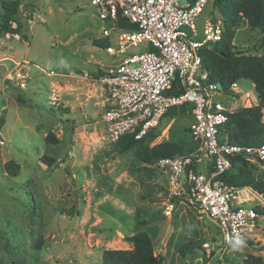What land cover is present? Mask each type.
<instances>
[{"label": "rangeland", "instance_id": "obj_1", "mask_svg": "<svg viewBox=\"0 0 264 264\" xmlns=\"http://www.w3.org/2000/svg\"><path fill=\"white\" fill-rule=\"evenodd\" d=\"M20 1L12 23L18 34L0 36V264H102L107 250L133 249L126 238L136 233L139 219L165 264H216L203 245L197 253L183 255L180 249L190 241L221 242L217 225L184 201L177 203V218H166L162 171L133 169L131 154L111 150L102 122L106 95L92 73L107 71L118 57L95 44L105 40L104 25L89 1ZM211 10L212 3L197 21L201 34ZM213 13L224 25L216 8ZM259 38L244 22L233 43L247 50ZM239 87L243 93L236 103L228 96L215 100L237 108L259 103L250 81ZM191 120L181 116L162 123L152 146L191 143ZM47 137L57 142L47 144ZM45 157L53 164L44 165ZM9 161L19 165L18 177L6 170ZM250 165L264 176V169ZM251 240L252 245L232 247L219 264L264 259V216Z\"/></svg>", "mask_w": 264, "mask_h": 264}, {"label": "built area", "instance_id": "obj_2", "mask_svg": "<svg viewBox=\"0 0 264 264\" xmlns=\"http://www.w3.org/2000/svg\"><path fill=\"white\" fill-rule=\"evenodd\" d=\"M88 1L104 25L103 37L110 40L107 53L118 57V63L97 79L106 95L102 122L111 144L126 135L141 140L160 126L171 108L193 105L190 130L196 151L190 157H166L156 164L167 179L163 214L172 218L179 200L210 218L222 241L206 242L203 247L207 258L221 263L238 246L237 241L243 245L254 238L260 217L257 208L264 209V195L250 186H230L220 177L232 168L236 156L264 169V145L243 147L218 140L228 113L237 107H227L215 98L228 96L236 103L243 92L238 82L224 91L210 81L203 67L201 49L218 43L223 33L212 10L202 34L197 25L211 0ZM119 17L136 30L122 28ZM139 48L142 52H132ZM175 85L178 93H172ZM0 145H4L1 139ZM203 157L210 159L211 172L187 170L192 159Z\"/></svg>", "mask_w": 264, "mask_h": 264}, {"label": "trees", "instance_id": "obj_3", "mask_svg": "<svg viewBox=\"0 0 264 264\" xmlns=\"http://www.w3.org/2000/svg\"><path fill=\"white\" fill-rule=\"evenodd\" d=\"M211 3L212 12L214 8L218 10L224 25L221 40L209 48L201 49L203 67L208 71L210 81L226 92L233 83L250 81L254 85L259 100L256 106L237 108L232 113H228L227 123L219 129L218 140L221 144L228 143L243 147L264 145V0H211ZM20 6V0L0 1V36L18 34V29H14L12 23L19 13ZM244 22L248 23L252 29L258 30L260 34L258 44L247 50L237 48L233 43L236 31ZM119 23L125 30H136V26L121 17H119ZM95 44L106 49L111 43L109 39H105L96 41ZM65 71L77 72L72 68H67ZM103 74V70L92 73L97 79ZM172 93H178V85H175ZM64 110L68 111V109ZM181 116L192 117L193 105L185 104L171 108L162 118L160 125L162 127L164 123ZM3 124L4 120H0V128ZM160 132L161 128L158 127L141 140H136L132 135H126L112 144L111 150L120 156L131 154L133 169L156 167L157 162L162 158L190 157L196 151L197 144L191 136L190 127H188V133L191 143L162 142L152 146ZM45 142L50 144L57 141L47 137ZM53 162L45 157L42 163L49 166ZM5 167L12 177L19 176L20 167L14 161L7 162ZM187 170L200 172L198 160L192 159ZM212 170L211 164L208 172ZM220 179L233 187L250 186L264 195V176L259 175L257 169L243 156L232 158V168ZM178 202L179 200L176 201V207ZM189 205L197 210L191 203ZM257 212L260 216H264L261 208H257ZM72 214L74 211L69 212V215ZM173 217L177 218L176 213ZM145 224V221L139 219L135 224L136 233L126 238L133 245L132 250H107L103 253L102 264H165V257L155 252L153 237L142 230ZM204 241L206 239L190 241L181 247L180 253L183 255L187 252L197 253L202 250ZM247 242L253 244L252 240ZM260 250L264 251V249ZM244 264H264V259L261 256L250 257Z\"/></svg>", "mask_w": 264, "mask_h": 264}, {"label": "crops", "instance_id": "obj_4", "mask_svg": "<svg viewBox=\"0 0 264 264\" xmlns=\"http://www.w3.org/2000/svg\"><path fill=\"white\" fill-rule=\"evenodd\" d=\"M251 85L254 87V85L251 83ZM243 92V91H242ZM244 95H247V93H245ZM239 98H240V96H239ZM246 104V103H245ZM258 105V104H257ZM250 106H253L251 103H250ZM192 118V120H191V122H190V124H189V127H190V125L192 124V122H193V116L191 117ZM205 163V164H204ZM202 164H204V172H202V173H208V169H209V166L211 165V161H210V159H208L207 157H203L202 159H200V160H198V165H199V169H200V167H201V165ZM200 172H201V170H200ZM202 215H205V214H203V213H201ZM208 218V217H207ZM208 219H210V218H208ZM211 220V219H210ZM211 222L212 223H214L212 220H211Z\"/></svg>", "mask_w": 264, "mask_h": 264}, {"label": "clouds", "instance_id": "obj_5", "mask_svg": "<svg viewBox=\"0 0 264 264\" xmlns=\"http://www.w3.org/2000/svg\"><path fill=\"white\" fill-rule=\"evenodd\" d=\"M240 241H237L236 244L239 245Z\"/></svg>", "mask_w": 264, "mask_h": 264}, {"label": "water", "instance_id": "obj_6", "mask_svg": "<svg viewBox=\"0 0 264 264\" xmlns=\"http://www.w3.org/2000/svg\"><path fill=\"white\" fill-rule=\"evenodd\" d=\"M169 228H170V227H169ZM167 234H168V231H167ZM167 234H166V235H167Z\"/></svg>", "mask_w": 264, "mask_h": 264}]
</instances>
